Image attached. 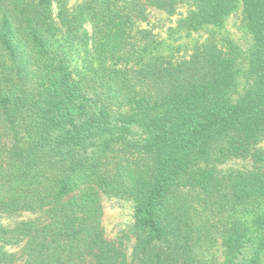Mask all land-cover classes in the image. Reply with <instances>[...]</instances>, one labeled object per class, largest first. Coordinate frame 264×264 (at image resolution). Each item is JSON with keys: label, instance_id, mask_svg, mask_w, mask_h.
I'll return each mask as SVG.
<instances>
[{"label": "trees", "instance_id": "1", "mask_svg": "<svg viewBox=\"0 0 264 264\" xmlns=\"http://www.w3.org/2000/svg\"><path fill=\"white\" fill-rule=\"evenodd\" d=\"M182 1L0 0V212H46L0 226V264H264V214H235L264 196V152L251 150L264 137V0H243L253 41L236 97L234 60L212 42L177 62L130 58L146 7ZM193 1L188 28L237 4ZM247 156L249 170L201 169ZM101 193L135 201L130 261L103 237ZM18 244L20 260L1 251Z\"/></svg>", "mask_w": 264, "mask_h": 264}, {"label": "rangeland", "instance_id": "2", "mask_svg": "<svg viewBox=\"0 0 264 264\" xmlns=\"http://www.w3.org/2000/svg\"><path fill=\"white\" fill-rule=\"evenodd\" d=\"M81 0H68L73 6ZM195 8L193 0H184L171 12H165L152 5L146 7L145 18L137 20L133 38L130 40L129 56L136 66L140 61H148L156 56L177 62L189 56L197 47H203L212 42L224 54L231 55L234 60L236 92L240 95L244 90L245 74L248 68V54L252 46L253 36L243 7V0H237L236 7L218 24H206L198 28H188L185 19ZM82 56V52L78 54ZM76 56L74 65L81 71V58ZM79 57V58H78ZM143 60L139 61V58ZM138 63V64H137ZM264 152V137L251 150ZM250 150V151H251ZM254 166L252 157L231 158L219 164H204L201 169H213L219 175L230 171L249 170ZM102 214L100 225L106 241L118 247L130 261L133 249V226L135 222V201L131 198L100 194ZM236 216L241 221L250 222L255 216L264 214V196L256 201L236 208ZM46 215L44 210L34 212L21 211L8 214L0 212V226L9 228L17 222L31 219L42 220ZM1 251L19 258L23 244L4 245ZM218 261L226 262L220 245L213 250ZM264 258V257H263Z\"/></svg>", "mask_w": 264, "mask_h": 264}]
</instances>
